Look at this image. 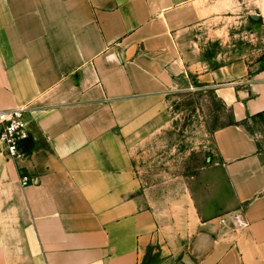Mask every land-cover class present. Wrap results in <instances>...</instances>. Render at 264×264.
<instances>
[{
    "label": "crops",
    "instance_id": "0c3cea01",
    "mask_svg": "<svg viewBox=\"0 0 264 264\" xmlns=\"http://www.w3.org/2000/svg\"><path fill=\"white\" fill-rule=\"evenodd\" d=\"M218 5L0 0V111L27 108L30 132L26 159L0 155V264H264V66L204 54ZM190 76L231 122L201 185L149 202L130 146Z\"/></svg>",
    "mask_w": 264,
    "mask_h": 264
},
{
    "label": "rangeland",
    "instance_id": "374dc122",
    "mask_svg": "<svg viewBox=\"0 0 264 264\" xmlns=\"http://www.w3.org/2000/svg\"><path fill=\"white\" fill-rule=\"evenodd\" d=\"M211 1L219 4L220 19L212 17L209 25L195 31L201 37L194 36L204 54L213 64L244 58L264 66V0ZM167 99L166 123L147 130L130 146L135 173L149 202L183 201L186 193L181 190L201 185L202 176L217 160L213 132L231 122L230 110L214 89L194 77L181 81ZM263 127L261 117L256 129Z\"/></svg>",
    "mask_w": 264,
    "mask_h": 264
},
{
    "label": "built area",
    "instance_id": "2783aa9c",
    "mask_svg": "<svg viewBox=\"0 0 264 264\" xmlns=\"http://www.w3.org/2000/svg\"><path fill=\"white\" fill-rule=\"evenodd\" d=\"M29 136L27 108L0 111L1 156L14 162L26 159L29 155L26 149V142ZM29 183V178L25 175H21V186H26ZM242 225L246 226L245 223Z\"/></svg>",
    "mask_w": 264,
    "mask_h": 264
},
{
    "label": "water",
    "instance_id": "95a60500",
    "mask_svg": "<svg viewBox=\"0 0 264 264\" xmlns=\"http://www.w3.org/2000/svg\"><path fill=\"white\" fill-rule=\"evenodd\" d=\"M182 262H183L184 264H191V261L189 260V258H188L187 256H184V257L182 258Z\"/></svg>",
    "mask_w": 264,
    "mask_h": 264
}]
</instances>
